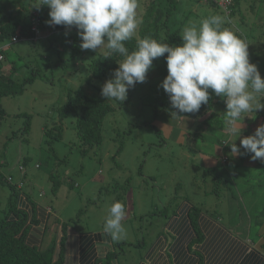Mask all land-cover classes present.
Returning <instances> with one entry per match:
<instances>
[{
    "label": "rangeland",
    "instance_id": "obj_1",
    "mask_svg": "<svg viewBox=\"0 0 264 264\" xmlns=\"http://www.w3.org/2000/svg\"><path fill=\"white\" fill-rule=\"evenodd\" d=\"M174 1L177 7L169 16L170 32L181 33L190 23L221 15L225 19L223 27L249 45L250 62L258 66L264 79V0H245L230 16L219 5L220 0ZM36 3L37 0H0V20L10 16L21 19L26 14L29 25L34 13H41L43 18L38 36H22L6 48L3 64L14 70L1 68L15 83L33 80L25 84L22 94L6 95L1 100L6 115L0 114V220L8 211L12 192L7 178L17 182L23 166L22 192L52 208L46 246L57 236L55 257L62 236L55 231L61 225L67 226L66 231L69 226L80 233L102 232L107 208L114 202L125 206L122 223L128 233L119 243L108 241L119 264H150L149 260L155 258L153 249L162 245L166 260H174L172 250L178 237L169 226L186 204L200 208L242 239L249 238L251 228L252 232L258 231L264 217V164L253 161L251 154L235 158L228 146L231 138L225 131L224 114L209 118L206 129L202 125L204 118L200 119L208 109L199 110L193 117L183 114L186 119L171 117L170 110L174 109L170 108L167 94L158 87L167 76L165 58L153 63L145 83L129 89L125 102L107 101L101 90L108 79L87 80L91 62L106 50L82 51L77 30L49 27L45 23L49 9L45 7L44 14L43 7H33ZM169 8V0H138L142 23L135 37L152 21L147 16L149 10L157 14ZM77 94L102 99L115 107L104 119L102 144L86 153L76 136L77 116L70 114L59 122V107L66 104L69 95ZM247 115L250 119H244L249 126L245 125V132L254 128L257 118L264 122V110ZM59 123L63 137L50 149L45 128ZM26 124L28 133L23 134ZM223 139L228 143L220 153ZM221 169L226 171L221 173ZM55 181L60 184L56 194L52 192ZM199 215L191 213L188 217L195 228ZM194 244L191 255L198 252V243Z\"/></svg>",
    "mask_w": 264,
    "mask_h": 264
},
{
    "label": "clouds",
    "instance_id": "obj_2",
    "mask_svg": "<svg viewBox=\"0 0 264 264\" xmlns=\"http://www.w3.org/2000/svg\"><path fill=\"white\" fill-rule=\"evenodd\" d=\"M33 7L49 9V19L45 21L49 27L64 26L68 30L74 27L82 51L104 49L105 59L113 54L123 57L112 78L102 85L101 96L107 101L125 102L129 89L146 82L153 61L164 57L167 76L158 87L167 94L170 108L175 110L170 112L171 117L186 119L183 114L197 113L214 94L226 104L225 131L240 140L239 147L235 142L229 145L231 153L251 154L253 161L264 163V124L254 134L242 137L247 114L264 110V79L258 66L250 62L249 45L223 27V16L212 15L198 24L186 25L178 46L137 37L136 49L130 52L126 42L136 36L142 23L137 12L138 0H37ZM125 217L126 209L121 202L108 206L102 234L110 237L112 243L127 238L122 223ZM106 245L105 241L96 243L99 257L106 254ZM69 260L73 264L71 254Z\"/></svg>",
    "mask_w": 264,
    "mask_h": 264
},
{
    "label": "trees",
    "instance_id": "obj_3",
    "mask_svg": "<svg viewBox=\"0 0 264 264\" xmlns=\"http://www.w3.org/2000/svg\"><path fill=\"white\" fill-rule=\"evenodd\" d=\"M170 1V8L167 12L158 11L154 14L152 10L148 11L147 16L151 17L150 21L144 26L139 33V38L150 37L161 43H168L171 46H178L181 44V33L179 30L170 32L168 29L169 16L177 7V2ZM245 0H232L229 7V16L235 13L241 7ZM259 0H255L257 2ZM206 2H214L213 0H206ZM255 2H253L255 4ZM49 12V11H48ZM41 26L42 19L39 13ZM24 15L21 19L17 16H10L6 20H0V44L11 41L16 35L19 38L22 36H34L31 32L30 24L27 25ZM24 21H23V20ZM40 26V27H41ZM41 29V28H40ZM137 37H133L126 42V47L129 51L136 49ZM0 52L5 56L3 49ZM167 54H165L166 57ZM75 54L72 55L74 57ZM164 57L158 58L153 63L158 62ZM123 57L118 54H113L108 59H105V54L99 55L95 58L89 67L90 75L89 82L94 80H106L112 78V72L118 68V62ZM1 69V68H0ZM33 78L24 80L22 83H15L10 76L0 72V114L1 117L6 115L1 106L2 97L6 95H19L25 89V84L31 82ZM115 107L102 99L94 98L85 94H77L75 96L69 95L66 104L59 107L58 115L61 123L70 114H75L76 119V136L80 145L85 149L83 153L88 152L96 147H99L103 142V123L104 119L109 113H112ZM175 111V110H170ZM191 114H188V116ZM193 117V116H192ZM54 125L53 128H45L46 143L52 149L55 142L63 137L62 126ZM29 124H26L23 129V134L28 133ZM25 137V135L23 136ZM121 151V149H120ZM26 162V161H25ZM38 166V165H36ZM39 168V166L37 167ZM216 177L219 175L214 172ZM25 176V174H24ZM24 179V177H23ZM22 177L15 182L7 184L10 186L12 192L8 199V211L4 218L0 220V264H64L66 254L67 231L66 225H61V238L59 240V252L55 257L57 247V236L53 237L49 246L43 247V239L46 234H49V220L51 215V207H44L32 200L28 195L18 188V185L24 180ZM22 186V188H23ZM60 184L55 181L52 186V192L57 193ZM175 219L170 223L169 229L174 231L178 237V241L173 248L174 260H166V264H194L193 255L200 259L201 264H229L228 256H234L237 259L244 253L240 251L237 245L233 248L228 244L227 236L222 226L213 217L202 213L198 207L186 204L181 208ZM191 213L200 214L196 218V228L188 219ZM189 220V221H188ZM188 227L187 232L183 233V229ZM219 229V230H218ZM87 234V233H86ZM92 235V236H91ZM196 236V238H195ZM110 237L103 235L102 232L88 233L86 236V243L92 244L95 242H102L109 240ZM194 243L197 251L193 255L190 253V248ZM120 246V245H119ZM90 247V246H89ZM233 248V249H232ZM205 254L202 256V254ZM86 263L91 264V261L97 257L98 264H119L117 253L112 249L106 251V255L99 257L96 248L91 247L90 251H86ZM191 256V257H190ZM102 259V261H101Z\"/></svg>",
    "mask_w": 264,
    "mask_h": 264
},
{
    "label": "crops",
    "instance_id": "obj_4",
    "mask_svg": "<svg viewBox=\"0 0 264 264\" xmlns=\"http://www.w3.org/2000/svg\"><path fill=\"white\" fill-rule=\"evenodd\" d=\"M148 3H150V2L147 1V4ZM205 3H208V2L205 1ZM43 8H44V14H45L46 13L45 7H43ZM10 44H11V41L2 43V44H0V49L1 50L3 49V52H6V48H8ZM0 68H8V70H12V71L14 70V67L10 68V67H8V66H6L4 64H2V66ZM0 72L3 73V69H0ZM218 98L219 97H217L215 95L212 96V99L208 102V104L202 105L201 108H200V110H203V111H205V109L209 110L206 113L204 112L203 113L204 115L202 114V112H201V114H200V112L198 114V117H201L203 115L200 120L202 121L203 118H204V120L202 122V125L205 126L204 127L205 129H206V123L209 120V118H211L212 116H214L216 114H220V113L224 114V112L226 110V104L224 103L223 99L221 100V99H218ZM191 115L192 116H197L196 114H191ZM207 115H209V116L207 117ZM250 115L252 116V114H250ZM256 117L257 116H255V118ZM246 119L249 120L250 117L248 116V117H246ZM261 120H262L261 117L257 118L256 123L254 124V128L250 129V132H245L244 131L245 125L247 126V122H243L244 126H243V130H242V137H246V136H250V135L254 134L256 128L259 125L264 124V122H260ZM247 127H249V126H247ZM228 137L231 138V141H230L229 144L235 142L237 144V146L239 147L240 140L237 139L236 136H232V135H230L228 133ZM227 143L228 142H226L225 139H223L219 143L220 144V153H221V151L224 148H226ZM241 152H243V149H241ZM241 156H243V155H235V158L240 160ZM229 162H230V160L227 163H229ZM234 163H236V162H234ZM263 164L264 163H261V162L259 163L260 166H262ZM220 171H221V173H223L226 170L221 169ZM220 171H217V172H220ZM228 173L229 172L227 171V174ZM50 213H52V209H51ZM261 221L262 222L260 223L259 230L256 231V232H252V228H251L249 230V232H247V235H249V238H244V239H242V238L238 237L237 235L233 234L232 232H230V230H227L223 226H222V228H220V230H223L224 234L227 236L228 244L232 245L233 248L237 245V248L239 246L240 247L239 250L244 252L240 256V258L237 257V259H236L235 256H234V253H235V250H234L232 252V256H228L229 264H264V217H262ZM61 227L62 226L59 227L58 232L55 231V234L57 233V235H58L61 232ZM249 228H250V226H249ZM49 230H50V220H49ZM67 231H68V235H67L68 242L66 243V254H65V262H64V264H71V262L69 260V255L70 254H71V261L73 262V264H87L86 260L89 257V255L86 258V256H87L86 251L89 252L91 247H92V249L96 248L95 245H96L97 242L92 243V244H87L86 243V241H87L86 236L88 238V234L77 232V231L73 230L69 226H68V230ZM252 235L255 236L254 239H250V236H252ZM68 236H69V238H68ZM48 237H49V234L47 233L46 236H45V239L42 240L43 241V247H47L46 243L48 241ZM108 241L111 242L110 238H109V240H107V245H106L107 250L108 251L111 250V249L113 250V247H110L111 243H109ZM51 242H52V240H51ZM164 247L165 246L162 245L161 248H159V249L158 248H154L153 249V254L155 253V258L149 260L150 264H166V255L163 252ZM203 255H205V254L203 253L202 256ZM205 257H206V255H205ZM193 259H194V264H201L200 263V259L196 255L193 257ZM97 260H98L97 257H95V259L91 261V264H98ZM101 261H102V259H101ZM206 264H209L208 260H206Z\"/></svg>",
    "mask_w": 264,
    "mask_h": 264
},
{
    "label": "built area",
    "instance_id": "obj_5",
    "mask_svg": "<svg viewBox=\"0 0 264 264\" xmlns=\"http://www.w3.org/2000/svg\"><path fill=\"white\" fill-rule=\"evenodd\" d=\"M231 3H232V0H220L219 5H221L227 13H229L230 11L229 7ZM40 26H41V20H40L39 13H34L30 21V29H31V32L34 33L35 37L38 36L40 33ZM19 39H20L19 36L16 35L14 38H12L11 42L12 43L17 42ZM4 60H5V56L0 52V67L2 66ZM223 161L226 162L227 158H224ZM19 170L21 172V177L23 179L24 174H25V169L23 166H20ZM7 182L12 183L13 178L12 177L7 178ZM22 186H23V182L21 181V183L18 185V188L22 189Z\"/></svg>",
    "mask_w": 264,
    "mask_h": 264
}]
</instances>
